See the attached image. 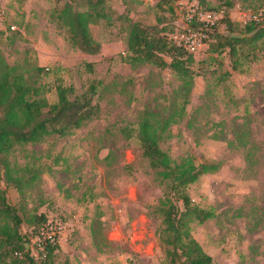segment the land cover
Wrapping results in <instances>:
<instances>
[{"label": "rangeland", "instance_id": "1", "mask_svg": "<svg viewBox=\"0 0 264 264\" xmlns=\"http://www.w3.org/2000/svg\"><path fill=\"white\" fill-rule=\"evenodd\" d=\"M158 1L92 0L104 16L89 25L100 43L91 55L71 46L54 18L63 2L0 0V60L25 75L45 67L38 81L50 103L58 83L72 88L70 98L96 88L90 120L66 135L17 145L9 159L25 181L21 189L3 180L0 186L24 219L22 232L31 233L25 219L33 212L50 222L48 234L58 244L54 264H164L158 209L164 187L137 133L140 119L154 113L160 146L174 162L194 156L219 164L187 189L195 205L213 213L191 223L211 264H264V35L255 55L237 56V70L228 51L204 45L193 55L192 80L131 62L127 52L132 22L159 28L162 18L176 30L186 10L199 6L214 12L227 34L219 22L224 11L243 25L264 14V0H176L173 15ZM41 240L30 242L36 256Z\"/></svg>", "mask_w": 264, "mask_h": 264}, {"label": "trees", "instance_id": "2", "mask_svg": "<svg viewBox=\"0 0 264 264\" xmlns=\"http://www.w3.org/2000/svg\"><path fill=\"white\" fill-rule=\"evenodd\" d=\"M58 1L63 3L56 8L54 18L65 28L68 43L85 53L98 54L100 43L94 40L89 27L104 16L97 9L98 2ZM175 1L159 0L155 6L166 8L173 15ZM227 6L231 8L233 3L228 1ZM156 22L161 25L159 28L140 22L130 24L127 52L131 62L144 61L160 68H170L181 79L192 80L194 74L190 65L194 54L170 37L175 31L174 25L163 22L162 18H157ZM219 22L225 25L227 34L220 32L218 26L209 28L206 31L208 50L228 51L231 67L237 70V56L243 55L246 59L255 55L253 52L259 48L258 41L264 35V16L242 25L231 21L229 13L224 11ZM199 26L195 21L190 24L192 29ZM238 26L242 28L236 32ZM44 74L43 66L35 65L33 74L25 75L17 66L0 60V181L3 180L6 185L13 184L18 189H21L25 177L17 174L20 168L11 165L9 158L15 147L40 142L53 134L66 135L90 120L95 109L91 104L96 91L94 86L70 98L72 88L58 83L57 100L50 103L45 97V84L38 81ZM155 116L154 113H146L139 121L137 133L142 155L157 172L164 187L158 205L163 224L159 237L167 257L164 264H211L212 257L191 233V223L202 224L213 213L195 205L187 189L201 175L216 171L219 164L196 161L194 156L174 162L160 146L162 131L154 124L152 117ZM23 221L19 210L8 200L5 188L0 186V264H54L58 244L48 236V220L44 214L33 212L26 216L25 222L31 233L22 232ZM33 237L42 239L37 256L30 248Z\"/></svg>", "mask_w": 264, "mask_h": 264}, {"label": "built area", "instance_id": "3", "mask_svg": "<svg viewBox=\"0 0 264 264\" xmlns=\"http://www.w3.org/2000/svg\"><path fill=\"white\" fill-rule=\"evenodd\" d=\"M264 16L263 11L259 10L256 14L252 15L253 20H260ZM218 16L209 10H205L199 6L188 8L184 15V23L181 26H178L174 33L171 35V38L179 45L184 47L188 52L195 54L198 52L204 45L207 44L209 39L207 30L211 27H216ZM200 24L198 29H192L190 24L193 22ZM11 29H15L14 26H11ZM49 221L47 222V232ZM52 237L53 236L49 235Z\"/></svg>", "mask_w": 264, "mask_h": 264}]
</instances>
